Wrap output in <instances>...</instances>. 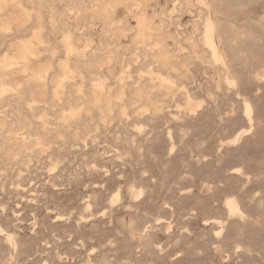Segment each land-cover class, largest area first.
<instances>
[{
  "label": "bare ground",
  "instance_id": "1",
  "mask_svg": "<svg viewBox=\"0 0 264 264\" xmlns=\"http://www.w3.org/2000/svg\"><path fill=\"white\" fill-rule=\"evenodd\" d=\"M183 14L190 15L184 22ZM125 38L129 40L124 41ZM218 60L222 62L218 63ZM254 62L262 68L261 72L249 69ZM209 74L216 77L215 84L211 83V76H205ZM198 76L203 78L202 85L190 87ZM263 80L264 0H0V164H25L46 155L51 169H54L65 162L68 148L85 143V137L113 124H117L116 128L123 134L121 150L123 155L124 151L127 154L142 147L140 144L137 148L136 139L126 136L130 116L152 121L162 116L166 101L181 99L186 119H179L189 120L187 115L195 114L201 105L196 101L197 89H202L213 100L218 98L217 89L240 99L241 119L246 126L239 127L228 140L229 144H235L252 132L253 120L258 121L249 97L240 98V85ZM133 126L141 128L137 124ZM179 130L180 133L184 128ZM165 132L171 152L174 147L172 133L170 130ZM143 141L141 143L145 146L146 140ZM114 142L119 141L114 139ZM153 159L154 162L157 160ZM254 163L253 160L250 164L258 162ZM231 173L254 183L262 177V172H248L242 166L234 167ZM136 184L132 181L126 186L129 201H135L143 194L144 188ZM111 191L107 201L110 206L122 198L120 189L113 187ZM245 192L242 189L226 195L222 202L223 214L206 217L204 221L213 228V236L220 247H244L250 253L253 250L251 236L262 221L257 209L262 207L264 199H261L262 203L261 200L255 202L254 196L245 199ZM91 196L94 202L96 194ZM91 204L84 203V211L89 210ZM126 207L131 209L130 204ZM101 211L104 214L107 210ZM110 212L113 214V210ZM157 215L152 218L154 224L166 227L164 217ZM145 224L140 229L141 222L130 219L122 225L138 243L149 246L151 235L145 232L152 226L147 225L148 222ZM8 229L6 231L0 225V240L13 248L16 246L15 234ZM106 259L102 258L101 264H109Z\"/></svg>",
  "mask_w": 264,
  "mask_h": 264
},
{
  "label": "rangeland",
  "instance_id": "2",
  "mask_svg": "<svg viewBox=\"0 0 264 264\" xmlns=\"http://www.w3.org/2000/svg\"><path fill=\"white\" fill-rule=\"evenodd\" d=\"M168 5L172 7L171 3ZM121 13H123L122 10ZM189 17V14H183L182 21L188 20ZM131 21L134 22L132 19ZM128 40L129 38L124 39V41ZM249 69L254 72L262 70L255 62ZM205 76H211V83H216L214 75ZM196 79L197 81L191 83L190 87L202 85L203 78L198 76ZM255 82L241 83L240 98L248 99L249 97L248 100L254 108V117L260 122L255 121L252 132L235 144H229L228 140L239 127L246 126L241 119V106L238 103L240 99L232 93L220 92L217 89L218 98L213 100L208 98L202 89L196 88V101L201 102V105L196 108L194 116L187 115V118L190 117L189 120H184L186 114L181 99L166 101L164 115L162 111V116L156 118V121L130 116L126 136L136 139L134 140L137 148L140 144L142 146L140 149H134L137 153L134 150L127 153L130 157L125 151L123 155L122 142H120L123 134L116 128L117 124H113L109 127H101L85 137V143L81 142L68 148L65 162L54 169H51L46 155L33 158L25 164H0L3 167H0V225L6 231L9 228L8 232L14 233L16 238V246L13 248L0 240V253L3 254H0V264H101L102 258H107L109 264H264V200L259 197L264 189V80ZM213 89H215L214 85ZM216 102H220L221 105L218 106ZM214 107L220 108L216 111ZM177 119L181 121L178 122ZM135 124L141 128L134 127ZM177 127L184 128L186 132L178 128L179 133ZM167 130L171 131V140L174 142L171 152L168 150L170 143L165 138ZM114 139L120 143L114 142ZM144 139L145 146L141 143H144ZM196 139L198 141H195ZM151 153L152 157L157 159H153L155 162L151 160L152 157H149ZM138 154L139 156H135ZM90 157L95 158L92 160ZM135 158H138L137 162H134L136 164L133 163ZM253 160L258 163L250 164ZM138 163L142 164L138 165ZM237 166H242L248 172L260 171L262 177L256 183L252 180L245 181L246 179L241 175L231 173ZM96 169L97 172H95ZM138 170L142 172L140 171L139 174ZM141 173H144V176ZM138 176L143 179L142 182ZM150 177L153 183L150 182ZM132 181L142 189L144 188L142 197L135 201H129L126 195V186ZM116 185L119 187L117 188ZM113 187L120 189L122 198L113 204L114 207H111L113 205L110 206L107 201ZM242 189L246 191L243 195L245 199L254 196L255 202L263 200L260 201L263 202L262 207L257 209L262 221L257 231L251 236L253 250L250 253L246 252L244 247H233V249L220 247L213 236V228L206 225L204 221L206 217L222 215V202L225 196ZM93 191L94 193H91ZM91 194H96L94 202H92ZM87 202L94 204H91L89 210L84 211V203ZM129 204L131 209L126 207ZM101 210L107 211L103 214ZM110 210H113V214H110ZM141 211L146 214L144 215ZM157 214L164 217L163 222L167 224L166 227L158 226L159 229H157L152 219L158 216ZM143 215H147L148 219ZM130 219H136L139 224L141 222L140 229L147 222V225L154 226L149 227L145 232L151 235L149 246L138 243L135 238L127 234L129 232L122 224L128 223ZM185 231H187L186 234ZM175 239L177 243L179 242L178 244ZM124 241L128 245L125 246Z\"/></svg>",
  "mask_w": 264,
  "mask_h": 264
},
{
  "label": "snow or ice",
  "instance_id": "3",
  "mask_svg": "<svg viewBox=\"0 0 264 264\" xmlns=\"http://www.w3.org/2000/svg\"><path fill=\"white\" fill-rule=\"evenodd\" d=\"M219 62H222V61L221 60H218V63ZM232 86H234V82H233V85ZM253 124H255V121L254 120H253ZM261 198L264 199V189H262ZM217 235H219V233H217Z\"/></svg>",
  "mask_w": 264,
  "mask_h": 264
}]
</instances>
